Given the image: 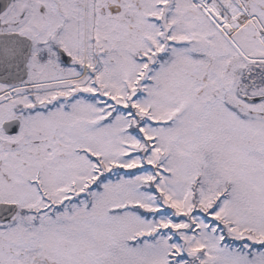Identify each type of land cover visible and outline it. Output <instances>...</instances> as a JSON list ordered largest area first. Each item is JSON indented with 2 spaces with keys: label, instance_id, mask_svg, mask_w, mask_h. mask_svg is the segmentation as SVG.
Listing matches in <instances>:
<instances>
[{
  "label": "snow or ice",
  "instance_id": "1",
  "mask_svg": "<svg viewBox=\"0 0 264 264\" xmlns=\"http://www.w3.org/2000/svg\"><path fill=\"white\" fill-rule=\"evenodd\" d=\"M0 264H264V0H0Z\"/></svg>",
  "mask_w": 264,
  "mask_h": 264
}]
</instances>
